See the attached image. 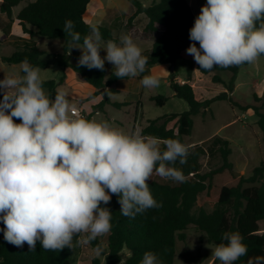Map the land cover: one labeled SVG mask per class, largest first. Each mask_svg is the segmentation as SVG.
Here are the masks:
<instances>
[{
    "label": "clouds",
    "instance_id": "clouds-1",
    "mask_svg": "<svg viewBox=\"0 0 264 264\" xmlns=\"http://www.w3.org/2000/svg\"><path fill=\"white\" fill-rule=\"evenodd\" d=\"M74 28L71 19L65 20L64 33L82 53L79 65L103 71L107 61L118 78L145 72L148 57L130 35L102 46L98 27L90 25L81 45ZM189 39L193 43L186 52L202 70L255 62L264 55V0H207ZM43 83L41 68L27 58L0 80V232L6 242L27 243L30 252L38 242L44 251L88 246L111 231L112 212L102 205L112 195L121 215L134 219L162 206L148 183L154 173L186 181L175 165L187 163L190 146L178 139L161 141L139 127L124 131L107 120L74 116L67 93L58 90L53 99ZM140 83L152 89L160 80L149 74ZM243 240L238 231L224 232L223 242L211 248L212 257L219 264H235L248 253ZM102 250L101 240L92 251L99 256ZM140 264L163 261L147 251ZM247 264H264V255L250 257Z\"/></svg>",
    "mask_w": 264,
    "mask_h": 264
},
{
    "label": "trees",
    "instance_id": "trees-1",
    "mask_svg": "<svg viewBox=\"0 0 264 264\" xmlns=\"http://www.w3.org/2000/svg\"><path fill=\"white\" fill-rule=\"evenodd\" d=\"M22 0H2L0 13L12 20V10ZM91 0H35L28 3L17 15L15 24L23 33L25 40L16 41V51L3 61L9 64H20L25 58L34 67L45 69L48 63L40 58L44 51L33 41L34 37L41 36L48 39H60L65 42L64 54L61 56L60 65L63 74L58 80L47 81L43 87L49 90V96L54 99L57 93L56 88L64 82L65 69H70L78 74L81 79L95 88V92L89 100L102 95L101 90L111 87L122 78L114 76L115 69L105 62L104 70L91 69L81 66L78 60L82 53L78 51L69 52V45L72 44L71 37L63 31L65 20L71 19L75 28L80 33V44L90 33V24L84 20V14ZM136 9L135 13L128 19V28L132 26L133 20L143 14L148 22L142 30L141 36L148 38L159 34V28L163 31L156 38L152 48L143 52L148 57L147 68L170 64L174 66L177 60L193 41L189 39V30L194 25L197 17L187 0H157V2L145 7L139 0H128ZM98 27L102 40H114L113 29L107 24L95 25ZM0 30L2 26L0 25ZM199 44L197 43V47ZM262 56V55H261ZM74 59L77 64H71ZM240 66L228 68L214 67L210 71L200 69L198 72L207 75L217 71L231 72V78L227 86L228 92L206 100H199L195 88L186 83H179L176 76L170 82L174 92L173 97L184 100L188 110L181 113H171L148 120L145 127H142L143 134L154 135L165 141L169 138L183 141L190 136L193 130V118L201 113L203 109L210 108L215 101H227L232 108H240L244 111L252 109L257 116V125L264 143V106L258 103L264 100L262 96L254 95V102L248 107H242L234 100L232 92L235 89V82ZM148 71L142 73L147 75ZM187 80H192V70L188 71ZM214 82H222L220 76L214 77ZM115 89L107 90V98L98 104V111H103L105 105H112L116 108L126 106V103L111 102L110 94H115ZM3 99V94L0 96ZM151 100L158 106H164L169 97L155 95ZM90 114L86 119H91ZM19 123V120L15 121ZM173 122V126L169 124ZM232 151L230 142L216 136L207 148L201 145L190 147V154L187 163L175 165L181 168L186 181L177 185H171L155 173L148 182L154 198L162 204L159 208L149 209L143 214H138L134 219L125 217L120 213L118 198L112 195L108 207L112 212L111 231L93 241L92 248L103 241V250L99 256L105 258L104 264H140L143 254L147 251L156 253L163 264H174L177 256V242L186 240V231L190 226L198 229L207 239L208 243L217 245L222 241V234L226 231H238L242 234L243 242L248 246V253L241 257L235 264H247L250 257L264 255V232L260 231V222L264 221V159L253 169L249 177H240L237 185L229 186L223 184L222 178L216 180V175L232 168L229 156ZM215 156L220 154L222 166L209 173H200V157L203 155ZM257 182L259 186L253 185ZM251 184V187H243L244 184ZM205 194L202 200V195ZM212 210L208 212L205 206ZM4 225L0 221V228ZM78 246L74 248L65 247L59 251H44L39 242L36 251L30 252L27 243L23 247H17L6 242L3 232H0V264H74L75 253ZM99 256L92 259V264H101ZM180 256L186 262H196L197 258L192 256L188 250ZM213 264H219L215 260Z\"/></svg>",
    "mask_w": 264,
    "mask_h": 264
},
{
    "label": "rangeland",
    "instance_id": "rangeland-1",
    "mask_svg": "<svg viewBox=\"0 0 264 264\" xmlns=\"http://www.w3.org/2000/svg\"><path fill=\"white\" fill-rule=\"evenodd\" d=\"M2 0H0L1 3ZM34 0H22V2L13 9L16 16L27 3ZM148 6L157 0H139ZM196 16L199 15L200 9L206 4L207 0H187ZM110 3L119 6L126 11L134 10V6L128 0H109ZM0 80L4 78V74H9L19 70L20 64H9L3 61V57L11 56L15 51V42L26 39L20 29L9 22L7 17L0 13ZM140 30L137 31L139 33ZM126 34L125 32H123ZM38 46L45 50L46 53L41 56V60L47 62V68H41V78L44 82L58 80L63 74V68L60 65L61 56L64 54L65 42L60 39H48L38 36L34 39ZM105 43L102 40V46ZM138 46L145 51L143 47H148V41L136 42ZM70 44L69 52L81 50L72 47ZM199 47V46H198ZM103 50V49H102ZM71 64H77L74 59L70 60ZM173 74L178 75L181 79H186L188 71L192 70L194 80L192 84L196 91L197 99H211L222 92H228L227 86L231 78L229 71H217L207 75H201L197 71V63L194 58L185 53L183 57L175 63L172 68ZM220 76L222 82H214V77ZM160 84L156 88L147 89L143 87L140 80L136 77H125L117 81L113 88L117 93L109 95L113 102L126 103L122 108H116L107 105L105 112L94 114L91 118L97 121L107 120L113 126L124 131H134L137 127L141 128L147 125V121L156 119L171 113H181L188 110L187 103L176 97L169 98L164 106L156 105L151 97L155 95H170L173 90L169 83L159 78ZM47 94L49 90L44 87ZM107 90V88H105ZM56 90L67 93L70 104L82 112V118H86L96 110V100H89L92 86L84 82L81 77L70 69H65V79ZM264 92V55L260 56L255 62L246 66H242L235 82V89L232 92L234 100L240 106L248 107L254 102V95L262 96ZM2 92H0L1 96ZM104 95H100V97ZM0 100L2 98L0 97ZM258 105L264 106V100ZM257 116L252 109L246 111L240 108H232L227 101H215L210 108L203 109L201 113L193 118L194 125L190 136L183 139L182 143L188 146L201 145L207 148L212 140L218 136L230 142L231 155L229 161L232 163L230 170L216 175L221 177L223 184L235 186L238 184L240 177H249L252 175L253 169L257 167L264 159V143L261 138L260 130L257 125ZM20 123V122H19ZM173 126V122L169 124ZM163 147V145H162ZM200 173L205 174L217 170L222 166V158L220 154L210 156L208 154L200 157ZM232 171H237L240 175L235 176ZM171 185L179 183L170 179L161 180ZM259 186L260 183L256 184ZM251 184H244L243 187H251ZM205 194L202 195L203 200ZM205 209L210 212L212 209L207 205ZM260 231L264 232V221L260 222ZM186 233L185 241L177 242V256L174 264H213L212 249L215 245L208 243L206 237L194 226H190ZM91 245L78 246L75 253L74 264H92V259L96 257L92 251ZM188 250L190 254L197 258L196 262H186L180 254ZM101 264L105 263V258L99 256Z\"/></svg>",
    "mask_w": 264,
    "mask_h": 264
},
{
    "label": "crops",
    "instance_id": "crops-1",
    "mask_svg": "<svg viewBox=\"0 0 264 264\" xmlns=\"http://www.w3.org/2000/svg\"><path fill=\"white\" fill-rule=\"evenodd\" d=\"M35 1V0H34ZM22 2V1H21ZM33 2V1H31ZM141 2V1H140ZM189 2V1H188ZM30 3V2H29ZM142 3V2H141ZM28 4V3H27ZM143 4V3H142ZM190 4V2H189ZM144 5V4H143ZM145 7H147L146 5H144ZM149 6V5H148ZM17 7V6H16ZM15 8V7H14ZM13 8V9H14ZM136 9L134 7V10H130V11H126L125 9L119 7V6H116L112 3L109 2V0H91L90 3L88 4V7H87V10L84 14V20L90 24V25H100V24H107L108 26H110L112 29H113V35L115 37V39H118L119 40V37L121 35H124L123 32H125L127 35H130L135 42H138V41H145L147 40L148 41V47H143V48H146L144 49L145 51H148L152 48L153 44H154V41L156 40V38L161 34V32L163 31L162 28H159V31L160 33L159 34H156L154 36H150L148 38H145L143 36H141L142 34V30L143 28L145 27V25L147 24L148 22V19L145 15L141 14L139 15L138 17H136L133 22H132V26L131 28L129 29L128 28V19L135 13ZM19 14V13H18ZM17 14V15H18ZM16 16H14L13 14V10H12V21H10L7 17V24H9V22L13 25H16L15 24V20H16ZM140 30L139 33H137V31ZM24 36V35H23ZM38 37V36H36ZM34 37V39L36 38ZM33 39V41H34ZM25 40V39H24ZM35 42V41H34ZM106 42V41H105ZM116 42H119V41H116ZM36 43V42H35ZM37 44V43H36ZM38 45V44H37ZM82 45V44H81ZM41 49V48H40ZM70 49V47H69ZM42 50V49H41ZM44 51V54L46 53L45 50H42ZM145 51H142V52H145ZM71 53V52H70ZM185 53H187L186 51L183 52L182 54V57L183 55H185ZM101 56H105L106 55V52L104 50L101 49V52H100ZM181 57V58H182ZM45 62V61H44ZM106 63H108L106 61ZM111 67H113L112 64L108 63ZM173 66H171L170 64H162V65H155V66H152V67H149L147 68L146 67V70L148 71L147 75L151 74V75H155L156 77L158 78H162L165 80V82L169 83L170 85V82L171 80L173 79V70H172ZM198 71V70H197ZM199 73V72H198ZM213 73V72H212ZM200 74V73H199ZM176 76V79L179 83L183 84V83H186L188 82L189 84H192V81L195 79L194 78V75L192 74V80L191 81H188L187 78L186 79H181L178 75H174ZM141 77H142V73L140 75L137 76V78L139 80H141ZM123 79V78H122ZM119 81V80H118ZM115 84V83H114ZM113 84V85H114ZM113 85L111 87H106L107 90L113 88ZM194 87V86H193ZM171 88V87H170ZM117 91V90H116ZM95 92V88L92 87V90L90 91L91 94H93ZM111 95V94H110ZM173 95H174V92H172L170 95H168L167 97L169 98H173ZM100 96V95H99ZM97 96L96 98L94 99H91V100H96L97 103L96 104H92L91 106H96V110L94 112H91V114L93 113V115L96 113H102V112H105V108L107 105L104 106L103 108V111H98L97 109V106L98 104L104 99V97H100ZM109 97V96H108ZM110 99V98H109ZM111 102H113L111 99H110ZM110 105V104H108ZM90 115V114H89ZM92 115V116H93ZM91 116V118H92ZM91 120V119H90ZM148 123V121H147ZM145 127V126H143ZM142 128V127H141ZM140 128V129H141Z\"/></svg>",
    "mask_w": 264,
    "mask_h": 264
},
{
    "label": "water",
    "instance_id": "water-1",
    "mask_svg": "<svg viewBox=\"0 0 264 264\" xmlns=\"http://www.w3.org/2000/svg\"><path fill=\"white\" fill-rule=\"evenodd\" d=\"M101 92H102V94L107 98V90L104 88V89L101 90ZM232 173H233L235 176L240 175V173L237 172V171H232Z\"/></svg>",
    "mask_w": 264,
    "mask_h": 264
},
{
    "label": "built area",
    "instance_id": "built-area-1",
    "mask_svg": "<svg viewBox=\"0 0 264 264\" xmlns=\"http://www.w3.org/2000/svg\"><path fill=\"white\" fill-rule=\"evenodd\" d=\"M73 115L82 117V112L79 109L75 108V112L73 113Z\"/></svg>",
    "mask_w": 264,
    "mask_h": 264
}]
</instances>
